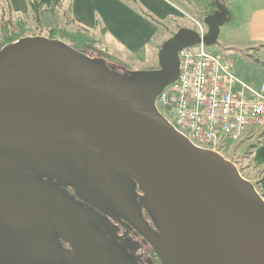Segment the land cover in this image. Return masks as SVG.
<instances>
[{"label":"water","instance_id":"1","mask_svg":"<svg viewBox=\"0 0 264 264\" xmlns=\"http://www.w3.org/2000/svg\"><path fill=\"white\" fill-rule=\"evenodd\" d=\"M226 2L205 15L204 37L181 27L167 39L154 70L44 35L0 48V264H126L93 207L133 222L162 264H264L256 184L157 106L179 76L180 51L218 43ZM60 236L71 251L55 244Z\"/></svg>","mask_w":264,"mask_h":264},{"label":"rangeland","instance_id":"2","mask_svg":"<svg viewBox=\"0 0 264 264\" xmlns=\"http://www.w3.org/2000/svg\"><path fill=\"white\" fill-rule=\"evenodd\" d=\"M33 1L17 0L14 3L11 0H0V42L14 35L21 37L34 35L50 37L53 35L70 45L78 46L81 50L92 52L95 56H99V51L94 50L93 46L124 58L130 65L133 64L132 57L128 56V50L121 46L114 35L106 29V23L102 17H96L94 27L83 24L85 27L83 28L70 21L67 6L55 16L45 7L36 10L32 5ZM122 1L134 6L143 16L157 24L159 31L154 38L162 44L180 27L195 28L193 18L204 20L205 17L195 7L197 0H172L175 6L178 4L183 9L181 10L182 16H178L174 21L170 19L159 21L134 0ZM226 4L230 11V20L221 27L218 43L208 46V50L221 52L231 57V69L233 63L237 62L234 71L241 75L247 83L264 81V50L260 52L261 49L256 50L248 45L251 42L248 34L249 21L255 10L264 6V0H227ZM75 36H80L78 42ZM158 53L159 50H156L153 58L141 64L140 69L136 71L157 69L159 67ZM263 134L264 127L244 137L240 142L230 141L221 153L233 161L242 174L253 182L259 180L264 174V164L259 166L255 164L253 152L248 146L258 141Z\"/></svg>","mask_w":264,"mask_h":264},{"label":"built area","instance_id":"3","mask_svg":"<svg viewBox=\"0 0 264 264\" xmlns=\"http://www.w3.org/2000/svg\"><path fill=\"white\" fill-rule=\"evenodd\" d=\"M201 37L208 28L193 18ZM178 78L165 87L157 106L174 127L198 147L222 153L264 127V83L240 79L231 57L211 52L203 42L180 51Z\"/></svg>","mask_w":264,"mask_h":264},{"label":"crops","instance_id":"4","mask_svg":"<svg viewBox=\"0 0 264 264\" xmlns=\"http://www.w3.org/2000/svg\"><path fill=\"white\" fill-rule=\"evenodd\" d=\"M11 1L15 3L17 0ZM134 1L139 3L142 9L159 21L169 19L174 21L177 20L178 16H182V7L178 4L175 6L172 0ZM204 1L197 0L195 7L198 8L199 13L204 7H209V14L214 9L215 2L214 0ZM69 12L70 21L83 28H85L83 24L94 27L96 17H102L106 23V29L114 35L121 46L128 50V56L132 57L133 64L126 63L127 60L125 61L124 58L115 56L112 53L99 50L101 53L115 56L130 70L140 69V65L150 61L156 50H160L162 45L154 38L159 31L157 24L143 16L134 6L124 3L122 0H71V10ZM248 34L251 39L248 45L256 50L261 49L259 50L260 52L264 50V6L256 9L251 16L248 24ZM102 56L105 57L104 54ZM236 65L237 62H234L232 65L233 70H231L242 79V76L234 71ZM243 81L246 82L245 80ZM263 83L264 81L261 80V82L253 83L252 85L259 87Z\"/></svg>","mask_w":264,"mask_h":264},{"label":"flooded vegetation","instance_id":"5","mask_svg":"<svg viewBox=\"0 0 264 264\" xmlns=\"http://www.w3.org/2000/svg\"><path fill=\"white\" fill-rule=\"evenodd\" d=\"M53 182L58 184L56 181ZM62 187L65 189L66 194L70 197H74L78 204L89 206L75 194L74 188L64 185H62ZM93 209L104 217L100 220V223H98L97 228L99 227L100 231L104 233L105 237L112 245L120 249L127 261L126 264H162L161 258L157 255L148 238L133 224V222L117 213H115L114 216L96 207H93ZM142 214L144 218L150 222L151 227L157 229L144 208L142 209ZM55 244L58 248L65 251L72 250L71 244L64 237H58ZM59 264H64V262L61 260Z\"/></svg>","mask_w":264,"mask_h":264},{"label":"trees","instance_id":"6","mask_svg":"<svg viewBox=\"0 0 264 264\" xmlns=\"http://www.w3.org/2000/svg\"><path fill=\"white\" fill-rule=\"evenodd\" d=\"M32 5H33V7L36 10H40L41 8L45 7L46 10L50 11L55 16L59 14L60 10H63L64 8H66V6H67L68 16L70 14L69 11L71 10V0H34L32 2ZM209 11H210L209 7H204L200 11V13L205 15V14H208ZM69 18L71 20L70 16H69ZM20 37L21 36H19V35H14V36L8 37L4 41L0 42V48L3 47L5 44H8V43H11V42H14V41L20 39ZM50 37L57 38L56 36H53V35L50 36ZM75 37H76V40L78 42L80 40V36H75ZM85 45L87 46V44H85ZM74 47H76L77 49L81 50L76 45ZM92 48H94V50H98L99 51V54H100L99 57H103L102 55L104 54L105 57H103V58H105L107 61H109V62L112 61V62H114V63H116V64H118L120 66L126 67L124 65V63L122 61H120L118 58H116L115 56L110 55V54L101 53V51L97 47L93 46ZM248 147H249V149H251V152H253L252 155H254L253 156V161L255 162V164L257 166L263 165L264 164V134L261 135V137H260V139L258 141H256L255 143L250 144ZM254 183L256 184L257 189L260 191V193L264 197V174L260 177L259 180L255 181Z\"/></svg>","mask_w":264,"mask_h":264}]
</instances>
